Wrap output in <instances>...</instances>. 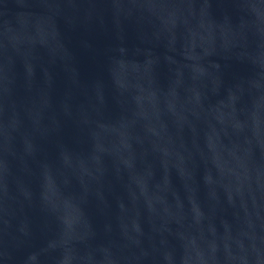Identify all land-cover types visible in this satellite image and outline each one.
<instances>
[{"label":"water","instance_id":"water-1","mask_svg":"<svg viewBox=\"0 0 264 264\" xmlns=\"http://www.w3.org/2000/svg\"><path fill=\"white\" fill-rule=\"evenodd\" d=\"M0 264H264V0H0Z\"/></svg>","mask_w":264,"mask_h":264}]
</instances>
